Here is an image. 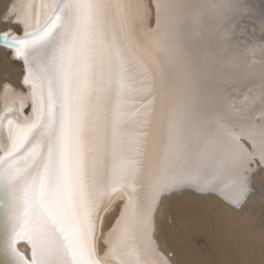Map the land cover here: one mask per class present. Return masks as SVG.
I'll return each instance as SVG.
<instances>
[{"label":"snow or ice","instance_id":"6c2138e0","mask_svg":"<svg viewBox=\"0 0 264 264\" xmlns=\"http://www.w3.org/2000/svg\"><path fill=\"white\" fill-rule=\"evenodd\" d=\"M3 20L23 26L0 46L27 89L2 86L10 264H175L155 236L166 196L242 209L264 172V4L16 0Z\"/></svg>","mask_w":264,"mask_h":264},{"label":"bare ground","instance_id":"6f19581e","mask_svg":"<svg viewBox=\"0 0 264 264\" xmlns=\"http://www.w3.org/2000/svg\"><path fill=\"white\" fill-rule=\"evenodd\" d=\"M13 2L16 0H0V31L11 28L22 34V25L14 22L6 23L3 20ZM250 2L256 6L257 10L264 4V0H250ZM256 35L259 37V31ZM23 75L22 61L15 60L10 50L0 46V109L3 108L2 86L5 83L10 84L17 91L27 90L22 83ZM27 111H30V108ZM251 184L252 192L242 209L234 208L217 193L200 194L186 190L166 196L156 215L157 242L163 249L174 254L175 264H262L264 262V224L255 225L254 221L257 217L253 216L252 209L256 208L257 214L258 212L264 214V172L255 175ZM119 204L120 202L117 201V205ZM192 207L202 212L191 213L189 209ZM118 214L119 207H116L111 216L106 218L105 232L115 222ZM190 227L201 232L211 231L209 234L212 239V249L216 253L215 258L211 252L205 254L194 244L184 247ZM3 230L4 228L2 232ZM2 238L0 237L1 240ZM17 246L21 251L26 248L23 243ZM103 248L101 240V254Z\"/></svg>","mask_w":264,"mask_h":264},{"label":"rangeland","instance_id":"374dc122","mask_svg":"<svg viewBox=\"0 0 264 264\" xmlns=\"http://www.w3.org/2000/svg\"><path fill=\"white\" fill-rule=\"evenodd\" d=\"M191 213H194V214H197V213H200L202 212L200 209H197L195 207H192L191 209H189ZM255 210V211H254ZM252 212H253V216H256L257 219L254 221L255 225L256 226H259L260 223H263L264 224V214L263 213H259L257 214V210L256 208H253L252 209ZM257 215H256V214ZM261 219V221H260ZM263 219V220H262ZM257 223V224H256ZM211 231H197L194 227H190L189 228V235L186 237L187 239V242L184 244V247L187 246V245H196L199 247V249H201V251L205 254L207 253H212V256L215 258L216 257V253L215 251L212 249V239L210 237V233ZM201 240V241H200ZM200 241V242H199ZM197 243V244H196ZM203 244V245H202ZM205 244V245H204ZM207 245V246H206ZM210 247V248H206V247ZM209 250V251H208ZM212 250V251H211ZM208 251V252H206ZM215 255V256H214Z\"/></svg>","mask_w":264,"mask_h":264},{"label":"water","instance_id":"95a60500","mask_svg":"<svg viewBox=\"0 0 264 264\" xmlns=\"http://www.w3.org/2000/svg\"><path fill=\"white\" fill-rule=\"evenodd\" d=\"M4 216H3V210L0 209V237H3L4 230L2 232V229L4 228ZM3 240V238H2ZM2 240L0 239V264H10V258L6 255L3 245H2Z\"/></svg>","mask_w":264,"mask_h":264}]
</instances>
